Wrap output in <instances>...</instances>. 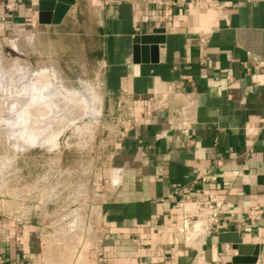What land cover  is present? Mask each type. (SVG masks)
Returning <instances> with one entry per match:
<instances>
[{
	"label": "crops",
	"instance_id": "obj_1",
	"mask_svg": "<svg viewBox=\"0 0 264 264\" xmlns=\"http://www.w3.org/2000/svg\"><path fill=\"white\" fill-rule=\"evenodd\" d=\"M11 1L0 0V37L35 50L42 37L79 39L101 99L93 116L109 132L110 170L75 264H230L238 249L222 233L260 244L255 264L264 259V214L246 219L264 202V0H77L60 24L39 23L38 0L6 16ZM155 28L165 30L158 61L135 62L134 37ZM203 189L227 229L201 242L158 231ZM48 222L0 213V264H73L54 256L69 241Z\"/></svg>",
	"mask_w": 264,
	"mask_h": 264
},
{
	"label": "rangeland",
	"instance_id": "obj_2",
	"mask_svg": "<svg viewBox=\"0 0 264 264\" xmlns=\"http://www.w3.org/2000/svg\"><path fill=\"white\" fill-rule=\"evenodd\" d=\"M83 49L75 37L61 40L57 36L53 42L42 37L36 50L27 40L0 37V213L31 217L38 223L52 222L49 230L54 239L69 241L65 247H56L53 254L60 259L73 258V264L83 247L87 250V207L94 203L93 192L105 184L110 170V147L105 142L109 132L102 131L95 121L96 108L88 110L90 104L96 103L91 101L87 110L81 106L94 93L97 96L92 67L84 66ZM92 59L89 56L88 62L92 63ZM43 70L54 78L52 85L42 89V81L36 80L37 73ZM66 93H80L82 99L78 102L74 98L72 106L64 107ZM22 127H34L29 130L30 140L26 141L28 129Z\"/></svg>",
	"mask_w": 264,
	"mask_h": 264
},
{
	"label": "built area",
	"instance_id": "obj_3",
	"mask_svg": "<svg viewBox=\"0 0 264 264\" xmlns=\"http://www.w3.org/2000/svg\"><path fill=\"white\" fill-rule=\"evenodd\" d=\"M17 0H12L6 4V16L15 8ZM202 181H206L207 177L202 176ZM206 199L195 200L196 207H183L184 214L180 220L172 221L169 224L158 229L159 232L168 230L173 231L172 235L176 240L184 242L203 241L212 232L222 231L229 227L230 219H220L216 215L221 212V208L217 203V196L210 190H202ZM216 200V202H214ZM181 205V204H180ZM264 214V202L261 204H253L246 210V219L254 223L262 218ZM215 215V216H211ZM258 261V260H257ZM257 263V262H256ZM264 264V259L258 262Z\"/></svg>",
	"mask_w": 264,
	"mask_h": 264
},
{
	"label": "water",
	"instance_id": "obj_4",
	"mask_svg": "<svg viewBox=\"0 0 264 264\" xmlns=\"http://www.w3.org/2000/svg\"><path fill=\"white\" fill-rule=\"evenodd\" d=\"M77 0H38V21L41 24H60L68 11ZM164 28H155L152 33L138 34L134 37V61L157 62L159 59L160 43L165 41ZM149 45V50L147 48ZM150 56L147 57V53ZM264 183V176L259 178ZM234 236V247L238 254L232 258L230 264H255L260 254V244L244 243L237 233H222L220 240ZM232 236V237H233Z\"/></svg>",
	"mask_w": 264,
	"mask_h": 264
},
{
	"label": "bare ground",
	"instance_id": "obj_5",
	"mask_svg": "<svg viewBox=\"0 0 264 264\" xmlns=\"http://www.w3.org/2000/svg\"><path fill=\"white\" fill-rule=\"evenodd\" d=\"M23 68V67H22ZM48 69V68H47ZM21 72V71H20ZM26 72V71H25ZM23 75V74H22ZM26 75V74H25ZM24 75V76H25ZM28 75V74H27ZM37 75H38V79L36 80V81H42V85H41V87H42V89H43V87L45 86V87H48V85H52L53 83H52V81H53V76H50V74H48V72L46 71V70H43V71H41V72H38L37 73ZM54 75V74H53ZM55 76V75H54ZM43 79V80H42ZM11 80V79H10ZM17 81H19L20 82V80H17ZM35 81V82H36ZM56 81V80H55ZM54 81V82H55ZM28 82V81H27ZM37 83V82H36ZM35 83V84H36ZM38 84V83H37ZM43 84H45V85H43ZM34 85V84H33ZM40 85V84H39ZM55 85V84H54ZM34 87H35V85H34ZM40 87V86H39ZM52 87V86H51ZM61 88V87H60ZM3 89V88H2ZM48 89V88H47ZM46 89V90H47ZM22 90H23V88H22ZM21 90V91H22ZM37 90V89H36ZM45 90V89H44ZM18 91V90H17ZM69 91V90H68ZM68 91H66V92H68ZM74 91V90H73ZM26 92V91H25ZM44 92V91H43ZM72 92V91H71ZM76 92H78V91H76ZM16 93V92H15ZM69 93H70V91H69ZM72 93H74V92H72ZM13 94V93H12ZM24 94V93H23ZM56 94V93H55ZM60 94V93H59ZM67 95V100H65V96H63V98H64V100H65V102H64V107H66L67 105H69V106H72V104H74V101H78L79 102V100L78 99H82V95L79 93V94H77V95H72V94H68V93H66ZM74 94H76V93H74ZM11 95V94H10ZM32 95H34V94H32ZM35 96V95H34ZM56 96H59V95H56ZM61 96V95H60ZM17 97V96H16ZM54 97V96H53ZM52 97V98H53ZM35 98H38V97H35ZM43 98V97H42ZM44 98H46V97H44ZM48 98V97H47ZM55 98V97H54ZM59 98H61V97H59ZM62 98V99H63ZM76 100H75V99ZM91 99H87V102H86V104H82L81 106H82V108H86V105L87 106H89V103H92L93 102V100L95 101V103H96V105L95 104H93V105H95V106H92V104H90V106H89V109L88 110H90L91 108L90 107H92V108H96V109H94V110H96L97 111V114L99 115V113H100V110H101V99L99 98V97H97L96 95H95V93H94V95H92L91 97H90ZM20 99V98H19ZM18 100V99H17ZM31 100V99H30ZM36 100V99H35ZM38 100V99H37ZM58 101H59V99H57ZM72 100V101H71ZM15 101V100H14ZM28 101H29V99H28ZM34 101V100H33ZM42 101V100H41ZM92 101V102H91ZM70 102H72V103H70ZM76 103V104H78L79 105V103ZM19 103V102H18ZM20 103H21V101H20ZM44 103H47L46 101L44 102ZM43 103V104H44ZM55 103H56V101H55ZM14 103H12L11 105L12 106H14L15 107V105H13ZM23 104H25V103H23ZM42 104V105H43ZM59 104V103H58ZM22 105V104H21ZM28 105V104H27ZM34 105V104H33ZM62 105V104H61ZM63 105H62V109H64V107H63ZM25 106V105H24ZM46 106V105H45ZM47 106H49V105H47ZM57 106V105H56ZM38 107V106H37ZM43 107V106H42ZM41 107V108H42ZM26 108V107H25ZM28 108V107H27ZM53 108V107H52ZM61 108V107H60ZM70 107H68V109H69ZM81 108V107H80ZM61 110V109H60ZM86 110H87V108H86ZM25 111V110H24ZM23 111V112H24ZM29 111V110H28ZM57 111V110H56ZM63 111V110H62ZM16 112V111H15ZM92 112V111H91ZM24 113H26V111L24 112ZM31 113V112H30ZM33 113V112H32ZM42 113H45V112H42ZM93 113V112H92ZM11 114V113H10ZM23 115V114H22ZM14 116V115H13ZM25 116H27V115H25ZM23 117V116H22ZM14 118V117H13ZM37 118H39V116L37 117ZM41 119H42V117H40ZM7 119V118H6ZM5 119V120H6ZM52 119V118H51ZM8 120V119H7ZM23 120L24 119H22V121L21 122H23ZM40 120V119H39ZM29 120L27 119V122H28ZM31 121H33L32 119H31ZM3 122V121H2ZM25 122V121H24ZM34 122V121H33ZM37 122V121H36ZM43 122V121H42ZM42 122H40V124L42 125ZM47 122V121H46ZM5 123V122H4ZM35 123V122H34ZM44 123V122H43ZM40 124H37V125H40ZM15 125V124H14ZM19 125V124H18ZM31 125H34V124H31ZM6 126V125H5ZM19 127V126H18ZM21 127V126H20ZM15 128H17V127H15ZM34 128V127H33ZM33 128H26V129H28V133L26 134V136H27V140L26 141H28V140H30L31 138H32V134L29 132V130H32ZM41 128V127H40ZM63 128V127H62ZM22 129H24V130H26L25 128H23L22 127ZM21 129V130H22ZM38 129H39V127H38ZM11 130H14V128H13V126H12V128H11ZM36 130V129H35ZM46 131V130H45ZM18 132V131H17ZM25 133V132H24ZM32 133H34V132H32ZM60 133V132H59ZM19 135H20V132H19ZM22 135H25V134H23L22 133ZM8 137V136H7ZM21 137V136H20ZM35 136H33V138H34ZM40 137V136H39ZM38 137V138H39ZM23 138H25V136H23ZM22 138V139H23ZM43 138V137H42ZM21 139V141L23 142L24 140H22ZM36 139H37V137H36ZM34 139H32V141H33ZM42 139H40V141H41ZM37 141H39L38 139L36 140V142ZM25 142V141H24ZM31 142V141H30ZM33 142H35V140L33 141ZM32 142V143H33ZM55 142V141H54ZM56 143V142H55ZM25 144V143H24Z\"/></svg>",
	"mask_w": 264,
	"mask_h": 264
}]
</instances>
